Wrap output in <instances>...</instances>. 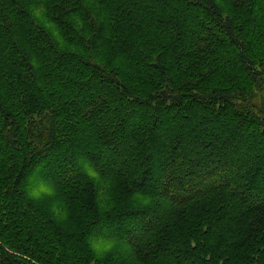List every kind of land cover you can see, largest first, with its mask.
I'll return each instance as SVG.
<instances>
[{
  "label": "trees",
  "instance_id": "16d2710c",
  "mask_svg": "<svg viewBox=\"0 0 264 264\" xmlns=\"http://www.w3.org/2000/svg\"><path fill=\"white\" fill-rule=\"evenodd\" d=\"M91 260L264 264V0H0V264Z\"/></svg>",
  "mask_w": 264,
  "mask_h": 264
},
{
  "label": "rangeland",
  "instance_id": "374dc122",
  "mask_svg": "<svg viewBox=\"0 0 264 264\" xmlns=\"http://www.w3.org/2000/svg\"><path fill=\"white\" fill-rule=\"evenodd\" d=\"M47 186H48V185H47ZM47 186H45V185L40 186V185H39V187L37 188V189H39V190H37V191L44 190ZM93 263H94V261L91 260V261H90V264H93Z\"/></svg>",
  "mask_w": 264,
  "mask_h": 264
}]
</instances>
